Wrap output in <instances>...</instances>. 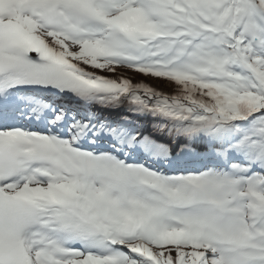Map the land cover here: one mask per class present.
Masks as SVG:
<instances>
[{"label": "snow or ice", "instance_id": "1", "mask_svg": "<svg viewBox=\"0 0 264 264\" xmlns=\"http://www.w3.org/2000/svg\"><path fill=\"white\" fill-rule=\"evenodd\" d=\"M0 264H264V0H0Z\"/></svg>", "mask_w": 264, "mask_h": 264}, {"label": "bare ground", "instance_id": "2", "mask_svg": "<svg viewBox=\"0 0 264 264\" xmlns=\"http://www.w3.org/2000/svg\"><path fill=\"white\" fill-rule=\"evenodd\" d=\"M134 79H139V77H134ZM146 82H148L149 84H151L154 87H157L158 89L165 90L166 94H168V86L166 84L160 83V82L155 81V80H149Z\"/></svg>", "mask_w": 264, "mask_h": 264}]
</instances>
